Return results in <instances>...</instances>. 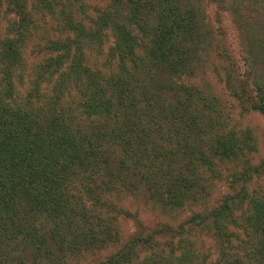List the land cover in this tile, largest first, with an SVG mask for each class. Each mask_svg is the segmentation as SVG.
I'll use <instances>...</instances> for the list:
<instances>
[{"label": "trees", "instance_id": "1", "mask_svg": "<svg viewBox=\"0 0 264 264\" xmlns=\"http://www.w3.org/2000/svg\"><path fill=\"white\" fill-rule=\"evenodd\" d=\"M129 1L128 15L102 13L91 21V32L70 21L66 39L51 43L52 53H59L44 60L34 87L21 93L34 15L29 0H0L16 17L9 31L17 35L0 45V264H27L30 251L35 264H264V200L244 189L177 227L144 229L139 221L122 242L118 218L131 215L119 211L111 196L147 194L166 211L201 206L210 192L198 169L213 170L216 158H237L246 150L234 130L219 125L214 105L183 84L201 60L203 14L182 0ZM114 2L124 8L122 0ZM230 2L226 9L242 16L240 22L249 18L247 4L264 7V0ZM31 6L37 14L53 11L50 0ZM246 25L250 31L241 29L242 37L259 36L247 42L248 56L263 55L264 32ZM108 29L115 37L109 59L119 62L109 79L86 65L80 40L85 36L90 45L95 38L102 46ZM49 72L60 73L51 92ZM248 86L253 94L247 101L239 97L242 110L264 113L263 84L256 78ZM197 100L205 111L193 107ZM254 173L264 174V162L236 181ZM238 209L255 233L254 246L242 256L233 243L237 235L228 230L229 224L243 228L233 218ZM205 237L218 245L211 256ZM110 248L114 252L103 260L83 261Z\"/></svg>", "mask_w": 264, "mask_h": 264}, {"label": "rangeland", "instance_id": "2", "mask_svg": "<svg viewBox=\"0 0 264 264\" xmlns=\"http://www.w3.org/2000/svg\"><path fill=\"white\" fill-rule=\"evenodd\" d=\"M182 1L185 7L189 4L191 8L197 9L202 13L205 20L202 23L203 27L200 29V37H203L201 43H199L202 50L200 52L201 60H196L193 74L188 79L183 80V84L191 89H196L198 96L203 95L208 99L207 101L210 105H214L216 112L221 116L218 122L219 125H224V131L234 130L238 144L243 145L246 150L240 153L237 158H216L213 170L198 169L202 174V181L209 187L210 192V197L205 198L206 200L202 201L203 204L201 206L186 205L177 211H166L155 205V202L147 194L130 195L129 193H124L116 195L114 198L111 196L109 201L116 203L119 211L127 212L131 215L127 217L124 215L118 218L117 225L123 243L128 241L138 230L139 221L143 224L144 229H151L158 224H168L171 227H177L187 221L196 211H201L204 207L212 209L222 203L224 198L238 194L241 189L248 191V194L256 192V196L264 200V174L258 175L254 173L248 181H236V177H241L240 174L247 168H253L264 162V113L260 111L244 112L239 100L240 96L243 97L244 101L252 97L253 93L248 83H253L254 79L256 80L257 78L264 87V54L260 53L258 55L257 53L250 58L248 54L251 55V53L247 52V42L253 41L259 36L250 35L244 38L241 34L245 29L250 31L246 23L258 28L257 32H264V17L261 18L264 10L262 8L264 7L261 6L262 8H260L258 3L247 4L249 13L245 16L249 18L252 16L255 20L251 21L248 18L246 21L245 19V21H241L244 26H241L240 19H242V16L235 15L226 9L231 6L230 1L232 0ZM33 2L34 0H29V9L34 15L35 22L30 25L31 39L27 42L23 52L24 68L20 71V74L23 75L20 86L21 93L30 91L34 87V81L38 73L42 72L39 67L44 66V60L51 55L59 53H52L50 49L51 43L52 41H63L66 39L68 35L66 31L69 29L67 24L70 21L74 24L81 23L87 32H91L93 31L90 29L91 21L96 20L100 14L114 12V15L117 14L123 17L124 14L128 15L130 12L127 8L130 6L129 0H122L123 9L122 6L115 5L114 0H50L53 5V11H48V13L42 15L41 13L37 14L32 9L31 5ZM151 17L153 20L155 19L154 14ZM15 20V15L12 12L9 13V8L6 4L0 7V45H2L1 41L6 40L7 37L15 38L14 36H17L12 35L9 31ZM69 33L72 38H78L72 32ZM113 34L114 32L109 29L105 32L102 46H100L101 41L95 38L90 45L88 43L91 41H88L85 36L80 38L85 43L86 65L92 67L95 73L98 71L101 77L107 79L117 75L119 71L118 60L112 63L109 59V51L114 45L115 39ZM135 35L139 40H143L144 45L148 44L144 35L138 33V28L135 30ZM262 49H264V45ZM72 55H75V50ZM51 73L47 74L49 92L60 83V73L58 72L53 76H51ZM249 73H251L250 77ZM171 95L173 94L170 93L169 96ZM71 105L73 107L77 106L74 103ZM193 107L196 110L204 109L203 104L198 100L195 101V106ZM88 122L83 123L81 119V123L85 124V126ZM230 136L235 137L232 134ZM248 202L244 204V207ZM241 209L235 210L233 218L237 222H242L243 228L233 227L232 224L228 225V230L238 237V239L233 238V243L238 247L240 256L243 255L246 247L250 249L254 246L252 245L254 242H251V240L252 236L255 235L252 226L244 225V221L241 219L243 216ZM203 243L204 250H206L208 255L211 256L208 252L215 253V251H218V245L214 239L205 237ZM16 246L14 245L15 250L18 249L15 248ZM242 248L243 251H241ZM112 252L114 250L110 248L96 255H85L83 261L93 263L97 260H103ZM14 255L17 254L14 253ZM26 256L28 257L27 264H35L32 261L34 256L31 251ZM75 263V261H70L68 264ZM13 264H20V262L16 260Z\"/></svg>", "mask_w": 264, "mask_h": 264}]
</instances>
